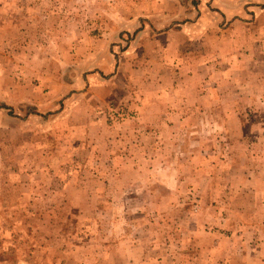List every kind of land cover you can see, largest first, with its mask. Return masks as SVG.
I'll return each instance as SVG.
<instances>
[{
    "label": "rangeland",
    "instance_id": "rangeland-1",
    "mask_svg": "<svg viewBox=\"0 0 264 264\" xmlns=\"http://www.w3.org/2000/svg\"><path fill=\"white\" fill-rule=\"evenodd\" d=\"M0 264H264V0H0Z\"/></svg>",
    "mask_w": 264,
    "mask_h": 264
}]
</instances>
